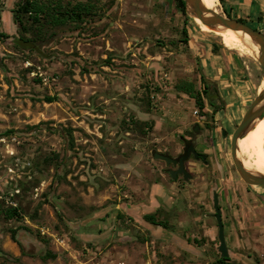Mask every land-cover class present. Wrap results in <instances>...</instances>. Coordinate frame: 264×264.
<instances>
[{
    "label": "rangeland",
    "instance_id": "obj_1",
    "mask_svg": "<svg viewBox=\"0 0 264 264\" xmlns=\"http://www.w3.org/2000/svg\"><path fill=\"white\" fill-rule=\"evenodd\" d=\"M20 1L0 0V203L24 209L22 219L0 214V264H220L215 191L229 263L264 264V188L248 187L231 156V133L263 80L255 53L226 47L173 0H90L95 15L81 29L31 50L16 45ZM201 72L226 100L220 121L176 88L199 86ZM187 142L207 162L191 154L192 176L174 178L179 165L154 152L176 158ZM54 153L59 164L45 163ZM251 166L260 173L257 154ZM150 212L167 227L147 222Z\"/></svg>",
    "mask_w": 264,
    "mask_h": 264
},
{
    "label": "trees",
    "instance_id": "obj_2",
    "mask_svg": "<svg viewBox=\"0 0 264 264\" xmlns=\"http://www.w3.org/2000/svg\"><path fill=\"white\" fill-rule=\"evenodd\" d=\"M173 1L183 15L187 17L186 1ZM220 1L223 2L224 0ZM94 7V3L90 0H22L13 10L15 21L19 25V36L16 45L20 46L21 42L26 44V48L35 50L40 48V44L47 42L48 39L54 37L59 31L81 29L83 27L82 25L95 15ZM227 17L233 18L230 14H227ZM237 19L244 21L242 18ZM187 23L188 21L186 18L185 26L182 31L184 35L182 41L185 43L189 41ZM0 36L4 37L7 35L2 33ZM222 48L223 45L217 40L213 41V53L219 54ZM38 80L41 81L40 78H38ZM176 88L178 91L194 99L200 113L207 118L209 117L212 121H217L215 118L216 114L226 108V100L221 94L218 83L208 78L204 72H201L199 86L197 81L181 79L177 82ZM55 100H57L55 96L46 97L47 102H53ZM208 107H210L211 110H208ZM13 132L14 130H6L4 134L10 135ZM67 135L69 144L74 146L75 138L73 133L69 131ZM59 158L60 155L54 153L52 156L45 157V163L59 164ZM23 186L26 188L27 185ZM23 210L22 204H17L15 206L6 205L4 202L0 203V214L7 220L22 219ZM144 219L153 225L167 227V223L158 219L157 215L153 212L144 214ZM11 232L12 238L16 240L17 230L12 229ZM46 255L56 256L49 252ZM47 256H44V258H47ZM229 261L230 258H225L223 256L218 258V263L220 264H230Z\"/></svg>",
    "mask_w": 264,
    "mask_h": 264
},
{
    "label": "water",
    "instance_id": "obj_3",
    "mask_svg": "<svg viewBox=\"0 0 264 264\" xmlns=\"http://www.w3.org/2000/svg\"><path fill=\"white\" fill-rule=\"evenodd\" d=\"M187 15L192 16L195 20L198 18L201 22L208 26L212 31H218L220 29H231L234 31H241L245 35L250 37L251 41H245L246 45L252 50L259 62L262 65V74L264 80V32L252 27L248 23L241 21L237 18H229L217 10L207 7L202 0H185ZM262 80V83H263ZM264 117V86H260L258 93L248 109L245 111L242 120L232 133L231 137V156L237 172L241 178L247 183L248 187H261L264 188V174L254 173L246 168L243 162V158L239 156L238 141L244 136L252 124L257 120ZM223 135L227 136V132L223 129ZM193 154L196 159L203 158L204 162H207L206 155L200 154L196 151L192 142H187L185 152L178 157L173 158L168 154H162L154 152L156 158L165 160L167 164L173 163L175 166L179 165L178 169L173 171V177H177L178 174H184L188 179L192 175L187 170L185 162ZM214 209L215 213L212 215L217 219L219 227V251L222 256L229 258V248L227 246V240L225 235V225L223 221L222 208L220 207V198L217 191L214 192Z\"/></svg>",
    "mask_w": 264,
    "mask_h": 264
},
{
    "label": "bare ground",
    "instance_id": "obj_4",
    "mask_svg": "<svg viewBox=\"0 0 264 264\" xmlns=\"http://www.w3.org/2000/svg\"><path fill=\"white\" fill-rule=\"evenodd\" d=\"M206 5L208 0H202ZM214 3V10H217L219 0H212ZM196 22L200 24L203 29L207 32H213L220 36L223 44L232 49L238 50L242 54L251 55L253 52L250 51L248 46H245V41H251L250 37L242 33L241 31H234L231 29H220L218 31H212L208 26L204 25L200 19H196ZM254 55V54H253ZM264 86V80L262 83ZM248 137L247 142L245 139ZM245 143V145H244ZM239 156L243 158L244 165L246 168L254 173H259L251 166V161L257 154V161L260 164V174H264V117L257 119L248 132L242 136L238 141Z\"/></svg>",
    "mask_w": 264,
    "mask_h": 264
},
{
    "label": "crops",
    "instance_id": "obj_5",
    "mask_svg": "<svg viewBox=\"0 0 264 264\" xmlns=\"http://www.w3.org/2000/svg\"><path fill=\"white\" fill-rule=\"evenodd\" d=\"M220 3L225 12H230L235 17H247L253 20L258 24L259 30L264 32V0H224ZM244 109L246 111L245 107ZM208 110L211 108L208 107ZM217 114L215 118L220 121Z\"/></svg>",
    "mask_w": 264,
    "mask_h": 264
},
{
    "label": "flooded vegetation",
    "instance_id": "obj_6",
    "mask_svg": "<svg viewBox=\"0 0 264 264\" xmlns=\"http://www.w3.org/2000/svg\"><path fill=\"white\" fill-rule=\"evenodd\" d=\"M237 126H238V124L235 126L234 130L236 129ZM223 129H224V128H223ZM234 130H233V131H234ZM195 131H196V130H195ZM222 131H223V130H222ZM233 131H232V133H233ZM226 132H227V131H226ZM232 133H231V134H232ZM197 134H198V131H196V133H195V135H194L195 137H191L190 139L194 138V140H195V142H196ZM222 134H223V132H222ZM231 134H228V132H227V136H225V137L229 138V136H230ZM231 137H232V135H231ZM199 153H200V154H204V155H206L204 152H201V151H200ZM199 159L202 160V161H204L202 157H200ZM206 159H207V156H206ZM176 169H178V166H177ZM222 213H223V211H222Z\"/></svg>",
    "mask_w": 264,
    "mask_h": 264
},
{
    "label": "built area",
    "instance_id": "obj_7",
    "mask_svg": "<svg viewBox=\"0 0 264 264\" xmlns=\"http://www.w3.org/2000/svg\"><path fill=\"white\" fill-rule=\"evenodd\" d=\"M36 73H38V72H36ZM39 75L43 77V74L41 72L39 73ZM43 79L46 80L47 78L46 77H43ZM195 112L198 113V109H196ZM11 204L12 205H15V206L17 205L16 202H11Z\"/></svg>",
    "mask_w": 264,
    "mask_h": 264
}]
</instances>
